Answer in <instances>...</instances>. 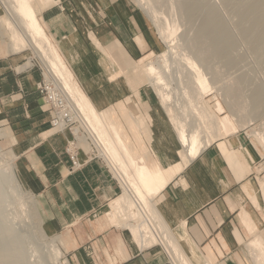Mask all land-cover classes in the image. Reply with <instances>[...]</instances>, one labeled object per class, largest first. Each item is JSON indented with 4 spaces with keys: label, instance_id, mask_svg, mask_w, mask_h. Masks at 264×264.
I'll use <instances>...</instances> for the list:
<instances>
[{
    "label": "crops",
    "instance_id": "obj_1",
    "mask_svg": "<svg viewBox=\"0 0 264 264\" xmlns=\"http://www.w3.org/2000/svg\"><path fill=\"white\" fill-rule=\"evenodd\" d=\"M37 7V19L52 42L58 44L73 37L71 51L63 56L69 68L75 69V77L76 65L81 64L84 81L77 79L94 105L111 112L113 120L127 133L124 115L128 113L127 118H131V107L135 106L150 131L149 140L142 136L143 146L139 142L147 162L157 161L167 167L177 161V149L159 120V112L165 109L158 103L156 91L150 85L137 84L139 77L133 66L152 43L144 14L134 0H48ZM90 36L99 41L102 49L91 46ZM16 58L0 55V124L8 126L14 134L19 147L16 171L25 188L36 197L45 230L65 232L60 236L69 250L68 261L169 264L162 246L154 244L140 249L131 243L128 229L95 217L98 209L116 197L120 184L97 159L72 169L65 151L68 135L50 128L47 105L36 88L40 72L34 68L18 71ZM121 69L124 71L116 80L110 78ZM120 78L127 83L124 90L116 82ZM84 83L88 84V91ZM131 93L139 105L130 97ZM126 96L131 98L127 104L123 102ZM154 120L163 129L164 137ZM224 141L231 142L236 153L246 156L249 169L244 166L245 176L237 179L233 175L216 141L192 159L155 200L172 203L180 216L185 217L188 238L212 264H254L246 247L251 235L240 212L246 207L250 218L257 222L256 206L250 195L258 194L255 168L262 155L241 133ZM80 158L84 160L82 154ZM23 171L24 177L20 174ZM170 221L173 225V220Z\"/></svg>",
    "mask_w": 264,
    "mask_h": 264
},
{
    "label": "rangeland",
    "instance_id": "obj_2",
    "mask_svg": "<svg viewBox=\"0 0 264 264\" xmlns=\"http://www.w3.org/2000/svg\"><path fill=\"white\" fill-rule=\"evenodd\" d=\"M134 2L144 14L152 43L148 52L134 65L137 67L135 71L139 77L137 84L150 85L151 87L154 84L155 87L160 88L156 77L152 73L150 74L146 68L150 65L151 60H154L159 54L165 53L171 63V68L169 66V71L166 73L168 80L162 79V86L167 85L164 83H169L167 91L170 94V110L167 111L158 97V103L165 109L164 112H159V120L165 133L170 136L177 152L179 153L181 144L175 139L173 118H177V121L180 120L175 124H181L180 126L185 129L196 128L203 141L209 137V133L200 123L197 113L198 106H203L216 114L218 120L230 124L234 129V134L221 137L217 141H224V139L240 133L245 135L251 143L252 140L257 141V144L253 146L259 148L258 151L262 158L256 163L258 194H256L257 201L252 203L257 207H255L256 231L264 240V199L260 190V180L264 179V153L262 152V150L264 151V0H260V3L258 0H134ZM34 4L38 6V0H34ZM43 5L45 3L39 5L37 9ZM7 17L12 18L3 0H0V55L16 56L15 66L18 71L34 68L40 72V67L44 68L45 65L36 50L25 45L21 51L11 52L10 31L5 27L4 22ZM158 30L162 31L166 40L160 36ZM184 57L190 59V62L196 65L198 73L205 77L209 91L201 92L195 83H192V86L189 85L190 81L192 82L198 74L195 75L194 72L197 71H194L188 64V59L185 60ZM172 72L173 74H171ZM193 75L195 78H191L194 77ZM187 80L189 83L186 82ZM77 81L79 82V80ZM132 94H129L130 97L135 99L139 105ZM174 96L178 99L176 100ZM130 97H124L123 102L127 104ZM195 105L198 107L197 109ZM138 114L142 113L138 112ZM173 114L175 116L172 118ZM180 115L185 116L181 117ZM144 117L148 121L147 116L144 115ZM123 120L125 121L124 118ZM154 123L158 132L163 134L160 124L156 120ZM149 135L150 131L146 125L139 129V134L130 135V142L138 146L137 140L139 139L140 142L142 136H146L149 140ZM18 150L19 147L16 145L14 134L10 128L0 124V162L10 160L16 171ZM236 155L240 159L241 152ZM178 160L175 162H180L183 165L180 153ZM2 176L0 173V264H53L49 257L50 251H48L52 244L51 239L57 236L56 239L63 242L60 235L65 232L46 231L36 205L35 195L23 184L17 190L20 191L15 192L16 190L14 189V191ZM121 189L123 190L122 187ZM21 191L23 195H21ZM153 202L157 204L158 200ZM105 209H107V205L98 209L94 214L95 217H101L105 221L106 219L103 218ZM123 221L128 220L124 219ZM62 247L61 260H64L67 258L69 250H66L65 242L62 243ZM248 250L251 256L253 249L249 248ZM166 257L172 264L175 263L172 258H168L167 254ZM251 258L253 260L254 256L252 255ZM253 261L257 263V261ZM69 263L71 264L70 261Z\"/></svg>",
    "mask_w": 264,
    "mask_h": 264
},
{
    "label": "bare ground",
    "instance_id": "obj_3",
    "mask_svg": "<svg viewBox=\"0 0 264 264\" xmlns=\"http://www.w3.org/2000/svg\"><path fill=\"white\" fill-rule=\"evenodd\" d=\"M258 1V3H260V0ZM47 2L48 0H38V6ZM3 3L6 5V9L9 11L10 16L12 17H7L4 20L6 25L5 27H7L10 31V47L12 52L17 53L21 51L25 45H28L40 54L43 60L42 62H44L45 68L48 71V74L55 76L60 80V83L63 84L71 99L85 117L90 132L99 144L100 154H102L107 159L112 167L115 177L118 178L119 184L123 188V190L121 189L122 192L119 195L108 202L107 209L103 211L107 222L110 225L128 229L130 233L131 243H133V245H136L140 249L154 244H160L167 251L170 258L173 259L172 261L175 262L174 264H212L210 259L200 252L199 247L188 238L189 236L186 231L184 219L185 217L182 218V215L180 216L179 211L174 207V205L172 203L165 202H158L156 204L153 201L166 188L168 183L176 175H178L192 159L197 157L205 147L217 141V139L219 140L221 137L234 134L235 132L232 126H230V124L228 123H224L221 120H218V116L208 111L205 107L198 106L199 109L197 113L200 118V123L203 128H205V130L209 133L208 139H206V141H203V138L199 134L200 132H198L196 128L185 129L180 126L181 124H175L180 122V120H178L179 122L177 121V118H173L176 114L175 112V114H173V116L171 117L173 118L172 121L175 127V139H177L181 144L179 153L182 158L183 165H181L180 162H174L171 166L166 167L163 163H159L157 161L149 164L146 160V152L141 147L139 139L137 140L139 145L135 146L130 143L128 136V133H130L131 135L139 134V129L145 127L144 121L139 116L140 114L138 115L136 109H134L135 106L131 107V118H127L128 113H125L124 115L127 122V133L120 127L118 123L115 122V120H113L111 112L99 110V105L98 107L94 105L91 97L88 96L87 92L79 84V82L77 81V77H79L82 82L84 81V79L82 78L83 74L81 73V64L76 65L77 77H75L73 73L75 69L71 71V69L69 68L63 55L71 51L69 46L73 44V37H71L70 39H65L58 44L52 42L37 19L35 11L37 4H34V0H3ZM261 4H263L262 1ZM257 8L259 7L257 6ZM158 32L160 36L164 40H166L162 31L158 30ZM89 40L93 48L97 49L100 47L99 41L93 36H90ZM78 50L76 48L77 53L79 52ZM186 59L188 58H185V60ZM188 61V64L194 69V71H197L196 65H194L193 62H190V59H188ZM170 64L171 63L169 62L166 54L162 53L159 54L154 60H151L150 65L146 68V70L150 74L152 73L154 77H156V81L160 84V88L155 87L154 84H152V86L157 92L159 101H161L167 111L170 110V94L167 91L169 83H164L167 85L162 86V79L168 80L166 73L169 71ZM88 65L86 69H88ZM133 68L137 70L136 66H133ZM123 71L124 70L121 69L120 72H113L110 76L111 79L116 80V77L119 74L123 73ZM194 73L195 75L198 74L197 77L195 78V76L193 75L194 77L191 78L195 79H193L192 82L189 80L190 83L188 82V80L186 82H188L189 85L191 84V86L192 83H195L197 85L196 87L199 88L201 92L206 93L207 91H209L207 88L209 86L205 77L198 73V71ZM171 74H173V72ZM125 75L126 74H124L123 76ZM174 78L176 79V77ZM102 80L104 79L102 78ZM116 82L119 83L118 85L122 86V90L127 87V83L123 79ZM84 85L86 87V90L88 91V86L85 83ZM186 88L187 87L185 86V89ZM193 89L195 90L196 88L194 87ZM200 90H198L199 93H201ZM187 95L189 96L188 93ZM175 98L172 99L175 100ZM177 99L178 98H176V100ZM191 104L194 105L193 103ZM198 107L196 106L195 108L197 109ZM180 116L182 117L183 115ZM191 117L192 115L190 116V119ZM178 119L180 118L178 117ZM200 129L202 128L200 127ZM230 143L220 141L219 147L224 154V158L228 167L233 172V175L235 173L237 175L236 178L239 179V177H243L247 174L244 166L248 168L249 163L246 156L243 155L242 152L240 159L237 157ZM252 144H257V141L252 140ZM262 152L264 153L263 150ZM157 153L159 154V152ZM0 165V171H2L0 173H2V177H4L5 180L10 184L12 189H15L16 191H14L18 193L20 190H17L21 188L22 182L20 181L14 166L12 165L10 160L4 161L3 163L0 162ZM20 174L23 177L25 176L24 171ZM158 174L160 177L159 179ZM260 190L264 199V179L260 180ZM20 193L21 195H23L22 191ZM250 198L254 202L257 198L256 193L250 195ZM240 215L241 219L244 221L243 223H245L248 228L249 234L251 235V238L249 239L248 244L246 243V245L248 246V249H253L251 250V254L254 256L253 260L257 261V263L254 261L253 262L254 264H264V240L256 231L257 224L250 218V212L246 209V207L241 209ZM124 219H127L128 221H123ZM170 219L173 220V225L170 224ZM56 238L51 239L52 244L50 245L51 247L49 246L48 250L50 251L49 257L52 259L53 264H70L67 258L61 260V247L63 242L62 240Z\"/></svg>",
    "mask_w": 264,
    "mask_h": 264
},
{
    "label": "built area",
    "instance_id": "obj_4",
    "mask_svg": "<svg viewBox=\"0 0 264 264\" xmlns=\"http://www.w3.org/2000/svg\"><path fill=\"white\" fill-rule=\"evenodd\" d=\"M40 75V80L36 85L37 91L47 105L50 128L55 133H66L68 135L65 151L71 161L72 169H79L84 163L97 159L107 167L119 183L111 165L100 154L99 144L90 132L85 117L77 108L63 84L60 83L58 78L48 74L45 67H40ZM81 154L84 156V160H81ZM164 251L170 258L167 251L165 249ZM168 262L172 264L171 261Z\"/></svg>",
    "mask_w": 264,
    "mask_h": 264
}]
</instances>
